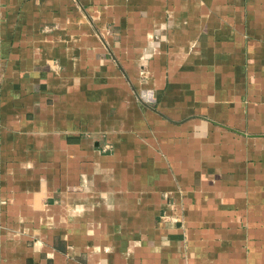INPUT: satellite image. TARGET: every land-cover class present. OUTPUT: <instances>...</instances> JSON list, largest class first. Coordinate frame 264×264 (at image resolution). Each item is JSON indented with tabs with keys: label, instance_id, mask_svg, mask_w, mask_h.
Here are the masks:
<instances>
[{
	"label": "crops",
	"instance_id": "1",
	"mask_svg": "<svg viewBox=\"0 0 264 264\" xmlns=\"http://www.w3.org/2000/svg\"><path fill=\"white\" fill-rule=\"evenodd\" d=\"M0 264H264V0H0Z\"/></svg>",
	"mask_w": 264,
	"mask_h": 264
}]
</instances>
